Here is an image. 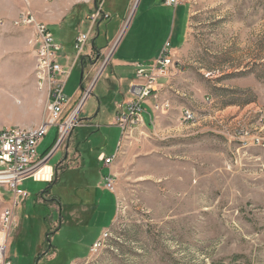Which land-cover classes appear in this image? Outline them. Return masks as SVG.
I'll return each instance as SVG.
<instances>
[{
    "label": "rangeland",
    "instance_id": "374dc122",
    "mask_svg": "<svg viewBox=\"0 0 264 264\" xmlns=\"http://www.w3.org/2000/svg\"><path fill=\"white\" fill-rule=\"evenodd\" d=\"M162 1L132 0L107 37L116 49L125 40L119 54L151 65L155 60L145 56L182 30L190 6L188 40L176 57L172 53L181 74L174 79L180 94L171 99V110L165 104L161 119L144 122L146 106L162 108L157 93L145 103L141 124L123 132L117 114L133 99L131 87L113 71L117 51L85 57L88 42L65 88L70 106L63 119L81 105L79 126L49 163L56 170L53 182L31 179L20 187L28 197L15 210L17 228L7 246L12 264H37L51 247L38 264H264V0H184L189 6L175 15ZM16 28L33 30L29 43L36 54L34 27ZM75 34L66 39L68 49ZM105 44L103 37L98 45ZM14 60L0 61V131L36 129L48 116L36 55L20 60L17 69ZM135 68L128 67V79L139 84ZM185 110L195 113L194 124L182 120ZM58 139L52 127L39 159ZM116 152L114 164L104 168L99 157ZM110 172L114 192L103 185ZM88 186L99 202L93 215L82 218L75 207ZM45 191L48 199L61 198L63 211L40 201ZM1 194L0 231L1 215L14 200V192Z\"/></svg>",
    "mask_w": 264,
    "mask_h": 264
},
{
    "label": "built area",
    "instance_id": "2783aa9c",
    "mask_svg": "<svg viewBox=\"0 0 264 264\" xmlns=\"http://www.w3.org/2000/svg\"><path fill=\"white\" fill-rule=\"evenodd\" d=\"M183 1L165 0L164 4L175 8L182 4ZM101 18L107 19L108 16L100 8L95 10L89 20L95 24ZM15 26L34 27L37 44L35 49L37 60L35 75L37 82H40V76H47V79H50L53 83V91L50 96V106L49 110H47L48 116L45 121V126L41 128L40 133H17L13 132V128L0 131V189L3 188L6 191L14 192L12 205L6 208L1 215L0 264H12L8 259L7 246L10 236L17 228L15 210L19 206L20 201L28 197V194L20 189L21 185L29 179L36 182H53L56 170L50 167L49 163L55 156V153L60 149L64 139H67L72 131L79 126L78 115L81 112V105L76 107L71 115L69 117L67 116L68 118L65 117L63 119V115L70 106V100L65 96V88L72 69L77 64V60L80 59L90 39L89 33H83L77 37L74 47L77 59L71 67L65 68L59 61L58 56L61 48L55 44L53 34L30 11H23L21 18L15 22ZM175 66L176 63L170 51L169 44L166 45L155 63L151 65H136V77L141 83L131 87L133 99L121 105V110L117 114V120L123 132L129 129H135L136 124H141L143 114L145 113V103H147L149 98L161 91L162 85L159 81L168 78L170 76V70L175 68ZM90 94V91H87L83 101H86L90 97ZM156 107V109H159L158 106ZM182 120L186 124H194L196 122V115L190 110H185L182 115ZM52 127L58 128L59 139L57 145L49 155L43 159H39V147ZM113 158L114 155L108 157L102 154L99 157V161L103 162L104 168H110L113 165ZM47 168L51 170L49 174L43 172ZM115 183V175L112 172L103 177L105 190L114 192ZM98 244L95 243L94 246Z\"/></svg>",
    "mask_w": 264,
    "mask_h": 264
},
{
    "label": "crops",
    "instance_id": "0c3cea01",
    "mask_svg": "<svg viewBox=\"0 0 264 264\" xmlns=\"http://www.w3.org/2000/svg\"><path fill=\"white\" fill-rule=\"evenodd\" d=\"M164 1L165 0L162 1V7L171 9L172 11H174V15L177 14L179 7H181L182 5L183 7H187L188 5L187 2H184L179 6L173 8L166 6L164 4ZM131 2L132 0H0V61L2 60V58L12 57L15 59V65L13 67V64L10 63L9 67L17 69L20 60L29 58L32 59L34 55H36L33 54V45L29 43V40H31L30 38L34 36L33 30L30 28L17 29L13 26V21L18 18L20 13L28 10L35 16V18L39 22L45 24L50 30V32L54 34V36L55 34H57V37L55 36L56 42L62 48L60 52L61 55H59V61L63 65V67H71L74 61L77 59V54L74 48L77 37L80 34L89 33L90 39L88 42H90V51L86 54L87 56L85 57H89L92 54H95L96 57L101 58L110 53L111 50L113 52L117 51V60L114 61L112 58V65L114 64L113 71H115L118 75L121 76V80L123 81V83L126 82L128 86L132 87L137 83V80L128 79L130 77V72L127 71V69L131 65L132 67H134L135 65L142 64L144 62H137L133 57L127 56V54L124 53L119 54L120 50L124 45L123 43L125 40L116 49L115 44L113 47H111L110 45L113 38L111 39V41H108L109 38L107 37V34L110 31L109 29H111L114 22L121 18L122 20H124V18L127 16L128 10L131 6ZM155 5L156 4L154 3L151 4L150 8ZM100 8L102 12L108 16V18H101L97 23L94 24L92 21L89 20V18L92 14H94L96 9ZM134 10L135 8L133 9V11ZM190 12L191 11L189 6L188 15L182 30H176L175 32L172 31V33L170 34V38L166 40L165 43H161L156 50H152L147 54V56H145L147 60H155L156 62L167 44L170 45V51L174 54V56L176 57L178 55L179 51L186 44L189 37L191 18ZM104 26H106V28L104 31L101 32V29ZM75 32H77V34H75V38L73 39V47L72 49H68V47L66 46V39L69 34H74ZM117 32L118 30H115L114 37L117 35ZM11 35H14V40L13 42L11 41L8 43L7 38ZM103 37L106 44L103 46H99L98 42ZM173 46L177 47H174L173 49ZM71 50L74 51V55H71ZM80 59H83V55ZM178 67V64H176L175 68L170 71L171 77L168 80H165V78L162 79L165 84V87L161 92L157 94V102L162 105V108H160V110L152 111L150 106H146V113L143 118L145 123H151V120L153 119H155V121L156 119H161L160 113L167 110L164 109L165 107L163 105L168 104V111L171 110V99L173 98V96H175V94H180V88L174 82V79H177L178 76L181 74V68L178 69ZM45 101L46 103L48 101L47 95H45ZM116 154L118 155V153ZM33 182L51 184L42 181ZM80 193H83V196L79 197V200H82V203L79 207H75V214L80 215L78 213V209L81 208L79 211L82 212V215H93L92 212L94 211V209L97 208L99 202L96 197V191L91 186H88L87 188H85V190H82ZM49 196L50 195L47 192L41 193L40 201L43 202V204H46L48 208H54V205L56 204L57 207L63 211V204L62 202H60L61 198L48 199ZM2 198L3 197L0 189V199L2 200ZM88 223L89 222H81V225H86Z\"/></svg>",
    "mask_w": 264,
    "mask_h": 264
},
{
    "label": "bare ground",
    "instance_id": "6f19581e",
    "mask_svg": "<svg viewBox=\"0 0 264 264\" xmlns=\"http://www.w3.org/2000/svg\"><path fill=\"white\" fill-rule=\"evenodd\" d=\"M37 83H38V87H39L38 89L47 90V94H48V97H47L48 98L47 110H49L50 96H51V93L53 91V83H52V81L50 79H47V76H40V82H37ZM139 125L140 124H136V127H138ZM44 126H45V122L40 127L36 128V129H20V128H16V129H13V132H17V133H28V132L40 133L41 132V128H43ZM117 156H118L117 154L114 156L113 164L116 161ZM43 172H46V174H49L51 172V170H50V168H47Z\"/></svg>",
    "mask_w": 264,
    "mask_h": 264
},
{
    "label": "flooded vegetation",
    "instance_id": "af4514ba",
    "mask_svg": "<svg viewBox=\"0 0 264 264\" xmlns=\"http://www.w3.org/2000/svg\"><path fill=\"white\" fill-rule=\"evenodd\" d=\"M80 196H83L82 195V193H79V197ZM78 213L80 214V215H77V216H81L82 218H83V216L84 215H82V212H80L79 211V209H78ZM76 216V217H77ZM70 222V221H69ZM81 222H83V220L81 221ZM66 225H68V221H66ZM51 249H52V247L51 248H48L46 251H45V253L44 254H42V255H39L37 258V264L43 259V258H45V257H49V255H50V252H51Z\"/></svg>",
    "mask_w": 264,
    "mask_h": 264
},
{
    "label": "water",
    "instance_id": "95a60500",
    "mask_svg": "<svg viewBox=\"0 0 264 264\" xmlns=\"http://www.w3.org/2000/svg\"><path fill=\"white\" fill-rule=\"evenodd\" d=\"M83 74H84V69H82V76H83Z\"/></svg>",
    "mask_w": 264,
    "mask_h": 264
},
{
    "label": "trees",
    "instance_id": "16d2710c",
    "mask_svg": "<svg viewBox=\"0 0 264 264\" xmlns=\"http://www.w3.org/2000/svg\"><path fill=\"white\" fill-rule=\"evenodd\" d=\"M83 59H84V57H83ZM83 59H82V60H83ZM82 63H83V62H82ZM46 192H48V191H45L44 193H46Z\"/></svg>",
    "mask_w": 264,
    "mask_h": 264
}]
</instances>
